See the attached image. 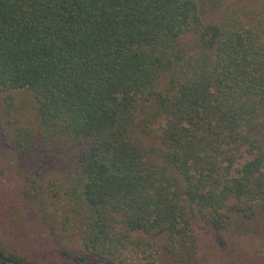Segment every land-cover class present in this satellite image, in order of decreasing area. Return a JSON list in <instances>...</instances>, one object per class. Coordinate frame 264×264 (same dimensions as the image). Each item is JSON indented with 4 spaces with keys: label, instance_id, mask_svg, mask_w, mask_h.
Wrapping results in <instances>:
<instances>
[{
    "label": "trees",
    "instance_id": "trees-1",
    "mask_svg": "<svg viewBox=\"0 0 264 264\" xmlns=\"http://www.w3.org/2000/svg\"><path fill=\"white\" fill-rule=\"evenodd\" d=\"M1 123L0 264H194L264 209V0H0Z\"/></svg>",
    "mask_w": 264,
    "mask_h": 264
},
{
    "label": "rangeland",
    "instance_id": "rangeland-1",
    "mask_svg": "<svg viewBox=\"0 0 264 264\" xmlns=\"http://www.w3.org/2000/svg\"><path fill=\"white\" fill-rule=\"evenodd\" d=\"M4 130L6 132V127L1 123L0 164L10 160L5 153L9 139L3 133ZM7 177V174L0 171V178L9 185ZM24 233L21 240L34 255L44 259L57 256V250L31 214L27 216ZM196 237L194 264H264V209L256 207L251 218L232 215L221 230L199 222Z\"/></svg>",
    "mask_w": 264,
    "mask_h": 264
}]
</instances>
